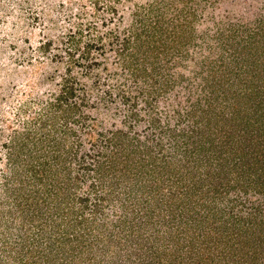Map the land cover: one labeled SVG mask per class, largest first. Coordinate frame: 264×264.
<instances>
[{"label":"rangeland","instance_id":"rangeland-1","mask_svg":"<svg viewBox=\"0 0 264 264\" xmlns=\"http://www.w3.org/2000/svg\"><path fill=\"white\" fill-rule=\"evenodd\" d=\"M0 264H264V0H0Z\"/></svg>","mask_w":264,"mask_h":264}]
</instances>
